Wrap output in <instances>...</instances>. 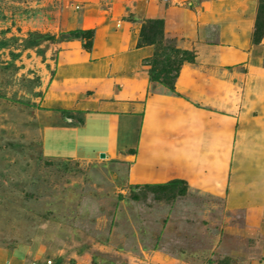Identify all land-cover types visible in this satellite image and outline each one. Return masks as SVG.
Returning a JSON list of instances; mask_svg holds the SVG:
<instances>
[{"label":"rangeland","instance_id":"rangeland-1","mask_svg":"<svg viewBox=\"0 0 264 264\" xmlns=\"http://www.w3.org/2000/svg\"><path fill=\"white\" fill-rule=\"evenodd\" d=\"M242 1L256 26L264 0ZM111 7V0H0V264H264V216L231 212L224 199L183 181L132 183L122 160L60 151L58 132L84 119L55 107L81 106L84 97L64 104L49 96L63 44H83L63 33L78 30L84 12ZM254 32L252 55L261 59L264 34L255 44ZM58 80L74 90L80 84L67 67Z\"/></svg>","mask_w":264,"mask_h":264},{"label":"crops","instance_id":"crops-1","mask_svg":"<svg viewBox=\"0 0 264 264\" xmlns=\"http://www.w3.org/2000/svg\"><path fill=\"white\" fill-rule=\"evenodd\" d=\"M111 3L75 21L95 31L91 52L71 40L59 54L49 96L64 104L84 97L81 106H55L84 113L83 124L58 132L60 151L86 160L104 153L129 165L132 183L183 181L231 212L262 218L264 58L252 55L255 10L242 0ZM157 19L166 40L196 55L180 70V96L151 81L145 63L155 47L139 44L145 23ZM64 67L80 83L75 90L59 85Z\"/></svg>","mask_w":264,"mask_h":264},{"label":"trees","instance_id":"trees-1","mask_svg":"<svg viewBox=\"0 0 264 264\" xmlns=\"http://www.w3.org/2000/svg\"><path fill=\"white\" fill-rule=\"evenodd\" d=\"M64 35L75 36L83 40V48L91 52L94 43V30H72ZM264 34V2H261L255 32L254 43L259 44ZM71 41V40H66ZM164 43V45H162ZM141 46H154L155 53L146 61L149 67L151 81L166 87L169 91L180 96L175 89L180 70L185 63H195L196 55L192 51L182 50L176 47L172 41L166 40L164 35V21L161 19L149 20L144 25L140 37ZM69 112V111H64ZM178 182V181H174ZM182 182V181H181ZM173 183V182H171Z\"/></svg>","mask_w":264,"mask_h":264},{"label":"water","instance_id":"water-1","mask_svg":"<svg viewBox=\"0 0 264 264\" xmlns=\"http://www.w3.org/2000/svg\"><path fill=\"white\" fill-rule=\"evenodd\" d=\"M100 157H101L102 159H104V158H106V155H105L104 153H102V154L100 155Z\"/></svg>","mask_w":264,"mask_h":264}]
</instances>
